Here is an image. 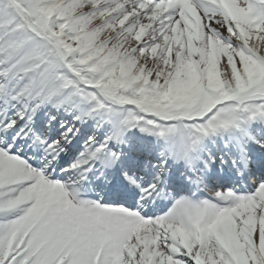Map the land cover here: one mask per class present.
<instances>
[{
    "label": "snow or ice",
    "instance_id": "1",
    "mask_svg": "<svg viewBox=\"0 0 264 264\" xmlns=\"http://www.w3.org/2000/svg\"><path fill=\"white\" fill-rule=\"evenodd\" d=\"M0 264H264V0H0Z\"/></svg>",
    "mask_w": 264,
    "mask_h": 264
}]
</instances>
